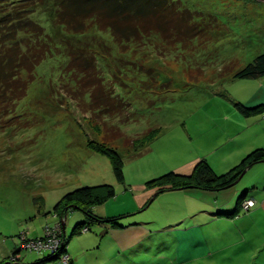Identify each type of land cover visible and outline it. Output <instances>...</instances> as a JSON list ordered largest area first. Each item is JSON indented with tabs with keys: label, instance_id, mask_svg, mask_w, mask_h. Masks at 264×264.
I'll use <instances>...</instances> for the list:
<instances>
[{
	"label": "rangeland",
	"instance_id": "1",
	"mask_svg": "<svg viewBox=\"0 0 264 264\" xmlns=\"http://www.w3.org/2000/svg\"><path fill=\"white\" fill-rule=\"evenodd\" d=\"M136 1L135 15L151 13L163 2ZM50 4H42L31 18L52 38L51 54L33 74H23L29 80L26 96L15 105L6 94L0 96V229L14 235V252L20 249V233L41 238L58 221L53 208L66 194L108 185L118 196L225 145L228 122L220 113L232 104L218 93L232 100L252 90L228 79L264 53V0H167L164 4L173 12L167 19L151 16L147 26L155 33L132 31L122 40L94 24L87 33H69L55 25ZM134 14L125 17L130 20ZM191 16L184 29H198L199 34L182 40L175 29ZM151 134L155 141L146 148ZM108 139L109 148L122 156L124 183L118 181L111 158L90 146ZM228 150L225 145L217 155ZM77 217L84 220L80 211L68 216V235ZM57 229L60 239L65 229ZM102 232L95 225L85 234ZM78 236L70 243L71 252L78 247ZM8 244L14 247L13 241ZM102 245L108 252L102 247L101 252L74 256L73 264L149 262L143 253L116 256L109 239ZM48 256V251H22L20 260ZM162 257L157 253L151 264H161ZM7 263H16L12 253L0 256V264Z\"/></svg>",
	"mask_w": 264,
	"mask_h": 264
},
{
	"label": "crops",
	"instance_id": "2",
	"mask_svg": "<svg viewBox=\"0 0 264 264\" xmlns=\"http://www.w3.org/2000/svg\"><path fill=\"white\" fill-rule=\"evenodd\" d=\"M228 81L245 82L252 88L247 89L244 96L235 94L236 98L232 100L223 91L218 93L232 104L220 113L228 122L225 145H229V150L217 155L225 145L217 150L214 147L209 153L190 158L175 168V174L190 176L198 163L206 161L215 174L223 175L239 166L250 153L264 150V115L245 117L234 105L241 103L247 108L263 105L264 77H232ZM244 193H247V199L256 202V207L249 213H244L240 206V197ZM180 197L183 201L177 202ZM160 200L162 202L156 205L155 202ZM93 214L105 220L97 225L103 232L90 236L78 234L81 238L78 247L72 252L70 245L67 249L71 259L74 256L81 258L90 251L101 252L102 247L108 252L102 243L109 239L116 256L143 253L148 264L157 253L163 254L161 264H264V161L246 168L233 186L222 191L180 189L159 193L156 188L140 184L94 208ZM111 219H116L119 226L106 222ZM77 220L82 221V217ZM13 237L0 229V256L12 253L13 258L17 251L13 250L17 247ZM9 240L14 242L13 248L9 246ZM16 259H22L21 255Z\"/></svg>",
	"mask_w": 264,
	"mask_h": 264
},
{
	"label": "trees",
	"instance_id": "3",
	"mask_svg": "<svg viewBox=\"0 0 264 264\" xmlns=\"http://www.w3.org/2000/svg\"><path fill=\"white\" fill-rule=\"evenodd\" d=\"M47 1L54 8V23L56 26L65 29L69 33L84 34L89 32L88 30L92 29V24H94L95 27L102 26L110 30L113 38L116 40L126 38L132 31L134 34L141 36L155 33L154 29H147L149 23L153 22L151 16L160 15L161 18L167 19L169 12H173L165 6L164 3L167 0H161L163 2L157 4L154 11H151V13L145 11V15L134 14L132 0L131 2L129 0H126V2L125 0H0V13L3 12L6 16L0 19V36L3 39L0 41V96L6 94L11 99L13 105L26 96L27 93L29 80L24 79L23 74H33L36 67L52 52V38L46 34L43 27L31 18L37 9H43L42 4ZM135 3L143 5V0H140V2L136 1ZM127 14H134L135 16L129 20L125 17ZM185 16L188 17L187 15ZM185 18L182 21L183 23L180 22L177 26L178 29H175V33L181 36L182 40L189 39L192 35V37H195L199 34L198 29H184L188 26V22L193 20L192 16L189 19ZM130 25H132V29L129 28ZM171 25H173L172 22L168 23L167 27L170 28ZM3 27L6 29H1ZM160 32V30H157V33ZM262 77H264V54L256 57L255 60L247 64L242 70L237 71L233 76L234 79H260ZM94 97L96 98L95 95ZM97 104L110 108V105ZM234 105L238 112L245 117L264 115V104L255 108H247L241 103H234ZM155 138L153 136L151 142L146 144V147L152 144ZM110 142L111 140L108 139L104 140L101 145L91 144L90 146L97 152H101L111 158L118 181L124 183L122 156L117 151L109 148L110 144L108 143ZM143 150L144 148H141L135 153ZM261 161H264V150H256L247 155L239 166L223 175L215 174L206 161H201L190 176H181L172 172L159 176V178L156 177V179L148 182L146 186L152 189L156 188L159 193L180 189L222 191L233 186L246 168ZM116 196L115 189L108 185L84 187L66 194L53 208L52 213L57 217L58 221L53 226L50 225L45 228L43 237L31 238L28 232L18 235L20 249L15 252L12 258L15 260V264L22 263L20 262L21 260L16 259L21 255L22 251L37 254L48 251L43 250L38 252L33 249H25L23 246L29 244L30 241H45L48 231L51 233L57 232L59 229L57 227L65 229L60 237L61 247L53 252L48 251L51 256L43 260L38 259L29 264H52L57 262L64 264L61 261L62 256L68 258L67 264H73L74 260L67 254V249L73 237L81 233H89L93 226L105 222L104 219L101 220L93 214V209L105 205ZM245 200H247V193H244L240 197V203ZM255 207L256 204L253 208L243 210V212L249 213ZM76 211L83 213L84 220L77 222L73 226L70 235L66 236L68 216ZM40 212L43 213L44 211ZM63 218L66 220L65 224L62 223ZM106 222L113 223L116 227L119 226L116 219Z\"/></svg>",
	"mask_w": 264,
	"mask_h": 264
},
{
	"label": "built area",
	"instance_id": "4",
	"mask_svg": "<svg viewBox=\"0 0 264 264\" xmlns=\"http://www.w3.org/2000/svg\"><path fill=\"white\" fill-rule=\"evenodd\" d=\"M243 209L244 210H249L250 208H253L255 206V201L254 199H247L245 201H243ZM54 233V234H53ZM49 232L46 235V239L45 241H30L29 244H26L25 246H23L25 249H33L35 251H43V250H48V251H55L57 250L59 247H61L62 243H61V239H57L56 238V232ZM61 261L64 264L68 263V258L66 256H62Z\"/></svg>",
	"mask_w": 264,
	"mask_h": 264
},
{
	"label": "water",
	"instance_id": "5",
	"mask_svg": "<svg viewBox=\"0 0 264 264\" xmlns=\"http://www.w3.org/2000/svg\"><path fill=\"white\" fill-rule=\"evenodd\" d=\"M242 176H243V174H242Z\"/></svg>",
	"mask_w": 264,
	"mask_h": 264
}]
</instances>
